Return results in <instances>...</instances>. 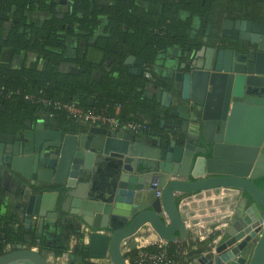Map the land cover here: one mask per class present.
<instances>
[{
	"label": "water",
	"instance_id": "water-1",
	"mask_svg": "<svg viewBox=\"0 0 264 264\" xmlns=\"http://www.w3.org/2000/svg\"><path fill=\"white\" fill-rule=\"evenodd\" d=\"M226 27L225 42L194 51L182 85L165 88L163 117L171 119L146 141L98 125L47 129L43 119L34 129L28 120L12 141L0 138V166L27 180L26 229L70 215L90 231V260L127 264L125 243L143 229L175 243L189 229L205 236L224 224L192 264H264V190L255 184L264 176V22ZM142 62L131 56L126 64ZM144 75L155 81L150 70ZM0 264L54 263L47 250L18 244Z\"/></svg>",
	"mask_w": 264,
	"mask_h": 264
},
{
	"label": "trees",
	"instance_id": "trees-1",
	"mask_svg": "<svg viewBox=\"0 0 264 264\" xmlns=\"http://www.w3.org/2000/svg\"><path fill=\"white\" fill-rule=\"evenodd\" d=\"M67 1L68 5L63 8L61 0H0V22L7 15L14 17L16 14V26H12L14 30L11 37L2 40L3 45L12 48L16 55L22 52L38 56L42 54V57H37L30 64L26 58L20 68L11 62L0 61V88H3L0 92L1 133L9 127L23 129L28 118H35L39 114L48 117L52 111L55 116L49 119H55L65 126H68L67 123L77 124L65 114L45 106L41 102L45 98L75 101L84 109L106 108L114 115H117L115 113L119 107L133 104L151 118L147 133L160 129L162 119L168 120L171 117L168 114L161 117L157 112L161 100L156 92L151 93L149 90L148 86L153 84L149 79L132 74L129 66L120 65L108 69L105 60L101 63L91 61L87 53L80 57L78 48H74L75 58L64 57L68 49H61L57 43L59 31L63 29L62 24H69V34L73 33L88 41L92 37L96 38L94 47L106 56L113 54L112 42L118 40L127 55L141 58L149 66L155 65L159 59L167 64L172 48L180 46L185 49L192 42L194 29L190 24V16L204 18L207 13L214 12L215 0ZM15 8L16 12L12 10ZM39 12L50 13L51 18L29 23L28 18ZM184 12L191 15L184 17ZM37 30L40 35L34 40L29 33L35 34ZM197 32L200 33L201 28ZM89 47L93 48L91 44ZM43 56L48 63L42 62ZM71 61L79 64L77 74L60 70L61 63ZM97 72L100 73L99 79L96 78ZM155 87L165 90L166 79L157 78ZM27 94L32 95L33 99H26ZM91 97L95 98L93 106L90 103ZM255 184L264 190V176L255 180ZM15 218L14 215L2 213L0 209V255L6 252L8 245L18 244L39 247L53 252L57 257L63 256L70 249L60 239L55 245L48 244L46 235L38 242L33 229L15 227ZM175 245L171 243L172 252ZM135 255L136 250L128 254L132 264H136ZM190 255L194 258L192 252ZM70 258L76 264H94L90 260L88 246L82 243L74 247Z\"/></svg>",
	"mask_w": 264,
	"mask_h": 264
},
{
	"label": "crops",
	"instance_id": "crops-1",
	"mask_svg": "<svg viewBox=\"0 0 264 264\" xmlns=\"http://www.w3.org/2000/svg\"><path fill=\"white\" fill-rule=\"evenodd\" d=\"M255 1V4L261 3V5L264 7V0H253ZM233 2L231 0H215V7L219 9H222L221 13L226 16L227 11L225 10L226 7L224 5L226 3ZM215 8V9H216ZM216 12V11H214ZM232 10L230 11V13ZM236 12V11H235ZM191 13V12H190ZM237 13V12H236ZM184 17H189L191 14L188 12H184L182 14ZM236 17L238 14H235ZM191 20V16H190ZM29 56H32L30 54ZM113 56V55H112ZM112 56H106L102 52L93 53L90 55V60H93L97 63H101L103 60L107 62H111L113 60ZM20 62V64H18ZM24 63L23 56H20L19 60H16V66H22ZM177 63V65H175ZM180 63V56L178 55V47H174L170 50V54L167 58V64H164V60L159 59V61L156 62L154 65L153 72L156 75V78H163L166 79V85L167 88L170 90V92H173V89H175L177 86L180 87L183 82V74L181 75V72L178 70ZM178 66V67H177ZM107 67V65H106ZM74 67L70 66V64L66 65L64 67V71L67 73H70L69 71L73 70ZM76 71V70H73ZM78 73V70L77 72ZM100 74L96 75V78L99 79ZM168 80V81H167ZM151 93L156 92L157 95L160 96L161 105L158 106L157 112L162 117L164 114V111L166 110L165 105L170 104V94L164 96V90L156 89L154 85L148 86ZM162 97H167L163 99ZM163 101V102H162ZM176 104H172V107H175ZM118 116L123 117V120H147L150 121L151 118L148 116L143 109L140 107L134 106L133 104H129L124 107H119L116 110V113ZM29 119V118H28ZM43 119L44 123L46 124L47 129H55V130H62L64 129L67 133H70L73 128L75 133H79L82 131V127L84 128H90L91 124H69L67 123L65 125L60 124L55 119H49L48 117L44 115H40L34 118L32 121V127L35 128L37 122ZM169 120V119H168ZM28 121V120H27ZM151 123V122H150ZM28 125L26 124L25 128H27ZM9 129V128H8ZM6 129V130H8ZM9 132V131H8ZM152 132L149 133H141L138 134L139 137H141L144 141L147 140V135H149ZM10 134V133H8ZM15 175V176H14ZM12 174V171L4 166H0V209L1 212L4 214H10L14 215L16 218L15 220V227H24L27 225L26 219H25V210L27 207L28 202V196L29 194L26 193L25 184L27 183V180L20 177L17 174ZM83 226L80 225V223H77V221H74L72 216L65 215V216H58L55 221L51 220H45L44 225H41V221L38 219H34L33 223L31 224V228L34 231H36V235L38 237V240L44 237V235L47 236L48 244L55 245L57 244V240L60 239V241H64L63 243L71 245L72 240L74 238H77L80 233H82V230L80 229ZM226 228L224 224L218 225L216 227H209L208 233L205 236H200L198 234L197 229H189V238L183 243L184 247L189 250V252H192V256L194 258H198L200 255L206 253L209 251V248L213 241L217 240L219 238L220 234H223V230ZM80 232V233H79ZM154 236V235H153ZM147 236H136L135 241L139 244H143L142 240L143 238H146ZM152 237V236H149ZM179 242V241H178ZM15 247L16 245H8L6 247L8 249H11V247ZM126 246H124L125 248ZM39 248V247H38ZM126 249V248H125ZM253 250V246L249 249L247 256L250 257ZM49 253H53L51 251H48ZM68 253V252H67ZM65 253V254H67ZM54 254V253H53ZM64 254V255H65ZM55 255V254H54ZM99 260V259H95ZM91 260V261H95ZM65 264V261L63 263Z\"/></svg>",
	"mask_w": 264,
	"mask_h": 264
},
{
	"label": "flooded vegetation",
	"instance_id": "flooded-vegetation-1",
	"mask_svg": "<svg viewBox=\"0 0 264 264\" xmlns=\"http://www.w3.org/2000/svg\"><path fill=\"white\" fill-rule=\"evenodd\" d=\"M67 0H61V4L63 5V8L65 6H67L68 4ZM224 7H226V16L223 15L221 13L222 9L216 8L214 11L216 12H210L207 13V15L203 18L200 16H194L192 15L191 20H190V24L193 27V31L191 34V44L187 45L185 47V49H182L180 46H178V55L180 56V63L178 64L179 68L178 70L181 72V75L183 73H186V71H188V67L187 64H189L190 62V57L192 54H194V51H198L200 50L203 46H214V43L219 40V42L224 43L222 35L223 32L229 33L230 30L228 29V27L225 28V23L227 20H232V21H252L254 24L255 23H263L264 22V7L261 5V3H259L258 5L255 4V1L253 0H233V2L230 3H226L224 5ZM14 10V12H16V8L12 9ZM232 10V12L230 13V11ZM237 13H236V12ZM50 13L48 12H39V13H34L32 14L29 18H28V22L32 23L36 20H40L43 19L44 21H46L47 19H50ZM235 14H238V16L236 17ZM6 18V17H5ZM0 61L2 62H11L15 65L16 60H19L20 56H23V61H25V59L27 58L29 61L27 63L30 64L31 61L36 60L37 57H42L41 55H37L35 53H18L17 55L13 53L12 48L10 47H6L3 45V41L2 40H7L9 37H11V33L12 31V26H16V14L14 13V17H10L9 15H7L6 19L2 18V21L0 22ZM42 26V25H41ZM38 26V27H41ZM2 28V29H1ZM62 30L59 31L58 34V39H57V43L60 46L61 49H68V52H66V54L64 55V57H69V58H75V54L76 51L74 50V48H78L80 51V57H84L85 53H87V58L90 60V55L91 54H95L97 52H99V50L97 49V47L95 48V44L94 41L96 42V38L92 37V39L90 41L86 40L85 38L79 37L78 35H74L73 33L69 34L67 30H69L71 28V26L69 24H62ZM201 28V32L198 33L197 31ZM16 31V30H15ZM14 31V32H15ZM38 30L36 31V33H29V36L36 40ZM207 39V40H206ZM91 44V46H93V48L89 47ZM226 46L225 44H221ZM64 47V48H63ZM228 45L226 47H222V48H227ZM173 49V48H172ZM112 57L113 60L111 62H105L107 64V68L111 69L113 67L116 66H129V72L130 69L133 67H142L143 68V74L142 75H137L139 77H145V72L147 70H150L153 73V76L155 78V81L150 80L155 86V82L157 81L156 75L153 72L154 69V65L153 66H149L148 63H146L143 59V62L141 64H126V61L128 60L129 57H131L132 55H127L125 53V49L124 47L122 48V44L118 41V40H114L112 42ZM27 54V56H26ZM30 54H32V56H29ZM44 60L42 59V62L44 63H48V61L46 60V58L43 56ZM138 58V57H137ZM141 59V58H139ZM93 61V60H91ZM95 62V61H94ZM20 64V62L18 63ZM16 64V65H18ZM70 64V66H73L74 69L76 71H69L70 73H76L77 70L79 72L80 67L79 64L77 62H63L60 64V70L64 73L65 72L63 69L66 65ZM15 65V66H16ZM177 65V63L175 64ZM177 66V67H178ZM21 66H16V68H20ZM77 74V73H76ZM100 74L99 72L96 73V75ZM136 75V74H134ZM148 79V78H147ZM167 110V109H166ZM41 114L37 115L40 116ZM36 116V117H37ZM34 120V118H29L27 120ZM171 118H169L170 120ZM27 120H26V124H27ZM8 129V128H7ZM9 131V132H8ZM16 132V128H12L9 127V129L3 133H1L0 131V138H6V140L12 141L13 137H15L13 135V133ZM10 133V134H8ZM147 133V132H146ZM4 166V165H2ZM16 247V246H15ZM52 255H49V258Z\"/></svg>",
	"mask_w": 264,
	"mask_h": 264
},
{
	"label": "built area",
	"instance_id": "built-area-1",
	"mask_svg": "<svg viewBox=\"0 0 264 264\" xmlns=\"http://www.w3.org/2000/svg\"><path fill=\"white\" fill-rule=\"evenodd\" d=\"M3 88H0V92ZM26 99L32 100V95H26ZM41 102L45 106L52 107L53 110L61 112L68 119L73 120L77 124H91L105 126L113 131L129 132L133 134L146 133L150 128V121L147 120H122L117 115L110 114L106 108H88L84 109L75 101H61L42 99ZM55 113H49L48 117L54 118ZM159 196L160 193L158 192ZM89 229L82 227L81 237L72 240L68 254L72 252L75 246L82 243L89 244ZM146 244L136 246L135 263L136 264H183L187 262L192 264L196 258H192L190 252L184 247L183 243L175 242V250L171 251V243L159 237L153 238ZM37 249V247H36ZM131 252V251H130ZM129 254V253H128ZM126 256L127 264H132L130 257Z\"/></svg>",
	"mask_w": 264,
	"mask_h": 264
},
{
	"label": "rangeland",
	"instance_id": "rangeland-1",
	"mask_svg": "<svg viewBox=\"0 0 264 264\" xmlns=\"http://www.w3.org/2000/svg\"><path fill=\"white\" fill-rule=\"evenodd\" d=\"M16 64V63H15ZM150 231H151V234L149 235V236H153V235H156L157 237H159L155 232H154V230L152 231V229L150 228ZM144 232H146V230H141L140 231V233H138L137 234V236H147V235H144ZM149 236H147V237H149ZM135 238L136 237H134L133 239H131V241H128L127 243H126V249L124 248V253H125V255L127 256V254L130 252V251H133V250H135L136 249V246L137 245H139L136 241H135ZM152 238V237H151ZM152 240H154L153 238H152ZM135 242V248L134 249H132V246H130V244H128V243H134ZM253 246V245H252ZM13 248H15V247H11V249H8L7 248V250L6 251H10V250H12ZM38 248V247H37ZM249 251V250H248ZM49 255H50V253L48 252V259H49V261L50 262H52V263H54V264H61V263H63V261H65V264H76V262L74 261V260H72L70 257H71V253H67V254H65V255H63V256H60V257H57V256H55L53 253H51V255H53V257L51 256L50 258H49ZM91 262H93L94 264H113L112 263V261H111V259H110V257H107V258H105V259H100V260H95V261H91Z\"/></svg>",
	"mask_w": 264,
	"mask_h": 264
},
{
	"label": "bare ground",
	"instance_id": "bare-ground-1",
	"mask_svg": "<svg viewBox=\"0 0 264 264\" xmlns=\"http://www.w3.org/2000/svg\"><path fill=\"white\" fill-rule=\"evenodd\" d=\"M155 237H157V236H156V235L152 236V238H155ZM152 238H151V237L143 238L142 243H143V244H146V243L150 242V241L152 240ZM128 244H129V243H128ZM125 245H126V243H125ZM50 254H51V253H50ZM52 257H53V255H52Z\"/></svg>",
	"mask_w": 264,
	"mask_h": 264
}]
</instances>
